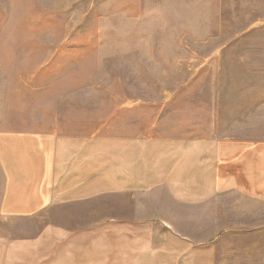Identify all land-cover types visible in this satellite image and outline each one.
I'll use <instances>...</instances> for the list:
<instances>
[{
    "label": "rangeland",
    "instance_id": "374dc122",
    "mask_svg": "<svg viewBox=\"0 0 264 264\" xmlns=\"http://www.w3.org/2000/svg\"><path fill=\"white\" fill-rule=\"evenodd\" d=\"M132 109L139 123L124 120ZM41 127L89 132L92 163L103 138L114 156L111 139L131 127L264 140V0H0V131ZM216 201L202 223L180 226L215 231L212 264H264V224L253 228L264 207L227 193ZM90 214L109 219L114 208ZM37 219L0 216V264H82L68 209ZM57 226L71 228L62 241ZM90 226L82 249L116 264L110 235Z\"/></svg>",
    "mask_w": 264,
    "mask_h": 264
},
{
    "label": "crops",
    "instance_id": "0c3cea01",
    "mask_svg": "<svg viewBox=\"0 0 264 264\" xmlns=\"http://www.w3.org/2000/svg\"><path fill=\"white\" fill-rule=\"evenodd\" d=\"M133 112L124 120L139 123ZM153 129L142 133L131 127L130 134L114 136V156L103 138L93 163L92 138L84 130L0 131V216L37 219L46 208H67L78 225L72 230L78 250L72 262H102L90 248L82 249L90 244L93 223L103 238L106 233L112 238L116 264H135L134 256H142L139 264H212L208 241L215 231L199 237L180 225L202 223L203 208L217 206L216 198L225 193L264 207V140ZM92 205L113 206L114 214L108 221L92 220ZM252 217L240 221L250 226ZM262 222L253 228L264 217ZM56 232L62 241L71 228L57 226Z\"/></svg>",
    "mask_w": 264,
    "mask_h": 264
}]
</instances>
